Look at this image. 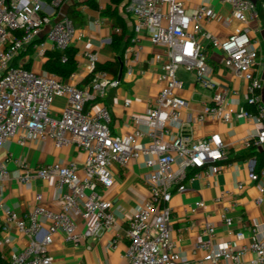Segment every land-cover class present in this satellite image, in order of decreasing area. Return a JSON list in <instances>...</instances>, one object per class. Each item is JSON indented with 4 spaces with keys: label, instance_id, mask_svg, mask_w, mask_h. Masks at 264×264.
<instances>
[{
    "label": "built area",
    "instance_id": "built-area-1",
    "mask_svg": "<svg viewBox=\"0 0 264 264\" xmlns=\"http://www.w3.org/2000/svg\"><path fill=\"white\" fill-rule=\"evenodd\" d=\"M66 1L0 0V151L8 139L17 136L21 144L26 137L53 139L57 146L72 144L85 154L81 168L73 162L33 167L11 154L4 159L0 157V186L13 178L8 164L14 161L19 168L14 176L18 181L53 180L60 200L55 209L45 205L43 194L37 193L35 205L27 213L20 215L14 210H5L0 250L11 244L9 233L14 226L28 241L24 248L8 254L10 264H53L50 246L55 234L61 232L66 241L79 244L87 237L113 229L117 218L112 201L103 190L114 183L113 165L126 167L136 161L147 170L145 182L149 193L130 218L126 230L129 240L124 254L126 262L185 264L172 239L169 202L175 192L185 191L188 183L222 172L229 160L228 145L220 133L195 138L192 125L209 119L229 124L235 119L248 118L260 128L245 136L242 146H264V101L260 94L263 81L255 71L259 55L256 32L261 12L264 14V0H218L230 6L220 24L230 29L234 22L239 23L224 36L207 28L217 17L209 4L189 10L187 0H126L119 9L131 16L133 25L119 58L123 68L121 77L98 69V51L88 49L84 52L88 61L83 83L35 68L36 62L46 57L47 39L51 40L50 49L60 51L61 60H65L68 48L82 38L63 10ZM100 22L97 18L94 24L100 25ZM121 32L120 26L113 27L114 34ZM143 35L153 45L163 47V51L154 53L148 60L156 66L157 91L144 114L132 115L133 130L114 134L111 109L104 98L123 77L135 78L145 72L135 58ZM102 42H111V37ZM30 46L32 52L26 55ZM207 46L221 49V65L246 81V102L252 104V109L243 105L236 108L227 102L230 96H239L240 90L219 86L208 61ZM179 68L192 74L196 84L211 92L199 110H190L185 117L183 113L189 101L179 93L183 89V81L177 75ZM58 97H64L66 103L61 114L53 116L51 107ZM124 105L129 106L130 101ZM263 176L264 167L257 169L256 161L252 160L247 179L258 184L256 204L264 200ZM244 186L245 181L237 182L238 189ZM205 208L207 203L201 199L193 202L189 210L195 213ZM221 216L230 234L244 238L243 231H234L231 217L225 213ZM79 219L88 221L83 231L77 230ZM202 233L203 239L194 244L193 250L205 251L213 264H237L249 251L255 256L248 264H264V235H254L249 244L235 248L232 241L215 244L216 226L212 222L204 223ZM117 242L115 238L112 246Z\"/></svg>",
    "mask_w": 264,
    "mask_h": 264
},
{
    "label": "crops",
    "instance_id": "crops-1",
    "mask_svg": "<svg viewBox=\"0 0 264 264\" xmlns=\"http://www.w3.org/2000/svg\"><path fill=\"white\" fill-rule=\"evenodd\" d=\"M110 2L103 1V3H97L98 7H92L86 0H68L63 6V10L67 14L68 7L78 3L77 8L81 18L74 23L82 33V38L74 44L77 49L75 58L78 61V67L74 71V76L69 75L65 80L77 83L85 81L88 59L84 52L88 49L98 51L99 61L117 60L118 72L116 74L110 72L119 76L121 67L119 58L132 34L133 20L131 16L124 14L120 9L118 10V13L125 19L126 32L124 42L116 49L112 39L115 36L113 27L118 25L114 24L112 17L104 12ZM186 3L189 10L195 9L203 3L211 5L216 11L217 17L214 22L207 24V28L218 35H227L239 26L238 22H234L232 27L227 29L220 24L229 11V4H221L218 0H187ZM97 18L101 20L100 25L94 24ZM259 26L256 32L259 55L255 71L263 81L260 94L264 101V21L262 19ZM108 37H111V42H102L104 38ZM47 40V51L53 50L50 49L51 43L48 44ZM140 45L141 49L135 58L138 66L144 68L145 72L138 74L135 78L123 77L121 83L110 88L104 98L105 103L111 109V128L114 134L131 132L134 127L132 115L144 114L157 91L156 66L150 64L148 60L154 53L163 51V47L153 45L146 35L141 36ZM206 49L208 61L214 70V79L219 86L221 88L235 87L240 90L239 96H230L227 98V102L236 108L245 106L247 100L246 81L236 77L229 69L221 65L220 61L223 56L221 49L211 46H207ZM31 52L30 46L26 55ZM30 61L26 66H30ZM45 61L46 57L41 61L38 60L35 65L36 70L46 71L43 65ZM179 71L185 74V80L179 76ZM177 75L183 81V89L179 93L189 101L188 109L183 113L185 117L190 110H199L201 102L209 100L211 92L196 84L193 75L183 68L177 70ZM123 85L126 87L123 88ZM126 101H130L129 106L124 105ZM65 103L64 97L56 98L51 107V114L59 116ZM259 128L258 123L248 118L235 119L229 124L209 119L204 123L192 125L191 130L195 138H202L213 132L220 133L228 145L229 160L222 172L210 178L196 179L188 183L187 189L183 192H175L169 202L172 207V239L185 264H213L207 258L205 251L193 250L194 244L204 237L202 226L206 222H212L216 226L215 244L232 241L235 248H240L244 244H249L252 236L264 235V200L261 204L255 203V199L259 196V187L256 182H250L247 179L252 160L256 161L257 169L264 167V146L244 148L241 144V140L245 136L257 132ZM9 154L14 158L28 162L33 167L51 162H73L81 168L85 159L84 152L72 144L57 146L53 139L42 140L29 137H26L25 142L21 144L18 142L17 136L8 139L0 151V157L3 159ZM260 161H262L261 166H259ZM8 167L13 178L0 186V228L4 222L5 210H14L20 215L27 213L35 205L37 193L43 194L45 205L55 209L59 207L60 200L55 181L38 178L30 183H22L14 177L19 171L16 163L10 161ZM111 171L114 183L111 187L105 188L103 193L112 201L117 225L113 229L103 231L99 236L87 237L79 244L66 241L61 232L55 234L54 241L50 246V252L54 257L53 264H127L124 257L129 244L126 230L136 208L148 197L149 192L145 182L147 170L140 162L132 161L126 167L115 164L111 167ZM261 179L264 181V176ZM240 180L245 181L242 190L237 187V182ZM217 198L219 201H216ZM201 199L206 201L207 208L191 213L190 205ZM223 213L234 220V231H243L244 238L238 239L229 233L221 216ZM87 224V220L79 219L77 230H85ZM9 234L12 242L4 248L6 256L13 250L24 248L28 241V238L19 233L14 226ZM115 238H118V242L113 247L112 242ZM254 256V253L249 251L237 264H248ZM223 264L233 263L223 262Z\"/></svg>",
    "mask_w": 264,
    "mask_h": 264
},
{
    "label": "trees",
    "instance_id": "trees-1",
    "mask_svg": "<svg viewBox=\"0 0 264 264\" xmlns=\"http://www.w3.org/2000/svg\"><path fill=\"white\" fill-rule=\"evenodd\" d=\"M126 0H111L110 4L106 6L104 10L105 14L112 17L114 24L122 27L121 34H115L112 39V43L114 47L117 49L124 42V35L126 32V23L125 19L118 13L120 5L124 3ZM86 2L92 7H98V4L95 0H86ZM78 3L72 4L67 9V16L72 19L73 22L79 20L81 15L79 14ZM261 19L264 21V14L261 12ZM77 53V49L74 46H71L66 51V59L61 60V52L57 50H48L46 52V61L44 62V69L48 72H54L61 75L64 79L67 78L72 72H74L78 67V61L75 58ZM122 54L120 55V57ZM98 69H104L111 71L116 74L118 72L119 66L117 60H105L98 61L97 65ZM246 109H252V104L246 102ZM262 165V161H260L259 166ZM0 264H10L8 261V257L4 254V251L0 250Z\"/></svg>",
    "mask_w": 264,
    "mask_h": 264
},
{
    "label": "rangeland",
    "instance_id": "rangeland-1",
    "mask_svg": "<svg viewBox=\"0 0 264 264\" xmlns=\"http://www.w3.org/2000/svg\"><path fill=\"white\" fill-rule=\"evenodd\" d=\"M227 5H228V4H227ZM47 43L50 44V43H51V40L48 39V40H47ZM102 60H103V59H102ZM178 74H179V76H181V78H182L183 80L186 79L185 74H183L182 71H179ZM122 87L125 88L126 86L123 85ZM196 99H197V97H196Z\"/></svg>",
    "mask_w": 264,
    "mask_h": 264
},
{
    "label": "water",
    "instance_id": "water-1",
    "mask_svg": "<svg viewBox=\"0 0 264 264\" xmlns=\"http://www.w3.org/2000/svg\"><path fill=\"white\" fill-rule=\"evenodd\" d=\"M253 1H256V0H253ZM121 64V67H120V71H119V77H121V75H122V63H120Z\"/></svg>",
    "mask_w": 264,
    "mask_h": 264
}]
</instances>
